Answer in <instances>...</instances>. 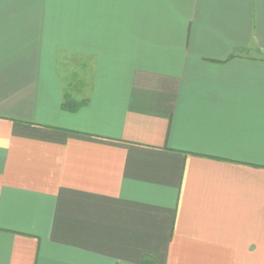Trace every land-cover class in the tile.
Wrapping results in <instances>:
<instances>
[{
	"label": "crops",
	"instance_id": "obj_1",
	"mask_svg": "<svg viewBox=\"0 0 264 264\" xmlns=\"http://www.w3.org/2000/svg\"><path fill=\"white\" fill-rule=\"evenodd\" d=\"M0 264H264V0H0Z\"/></svg>",
	"mask_w": 264,
	"mask_h": 264
},
{
	"label": "rangeland",
	"instance_id": "obj_2",
	"mask_svg": "<svg viewBox=\"0 0 264 264\" xmlns=\"http://www.w3.org/2000/svg\"><path fill=\"white\" fill-rule=\"evenodd\" d=\"M65 58H66L67 60H71V59L73 58V56H70V54H69V55H67ZM79 59H80V57L78 56V60H73V62H77V63L79 62V65L81 66V65L83 64V62H82V60H79ZM83 74L85 75V71H84ZM78 77H83V76L79 74Z\"/></svg>",
	"mask_w": 264,
	"mask_h": 264
},
{
	"label": "trees",
	"instance_id": "obj_3",
	"mask_svg": "<svg viewBox=\"0 0 264 264\" xmlns=\"http://www.w3.org/2000/svg\"><path fill=\"white\" fill-rule=\"evenodd\" d=\"M63 104H64V103H63ZM65 104H66V105H65ZM65 104H64V108L67 109V108H68V105H67L68 103L66 102Z\"/></svg>",
	"mask_w": 264,
	"mask_h": 264
}]
</instances>
